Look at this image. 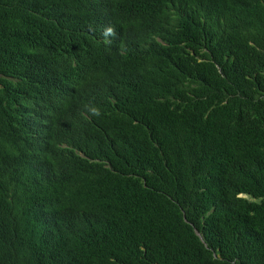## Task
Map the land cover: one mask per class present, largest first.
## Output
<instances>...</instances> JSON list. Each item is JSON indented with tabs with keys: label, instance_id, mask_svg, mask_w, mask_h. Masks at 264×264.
I'll use <instances>...</instances> for the list:
<instances>
[{
	"label": "trees",
	"instance_id": "trees-1",
	"mask_svg": "<svg viewBox=\"0 0 264 264\" xmlns=\"http://www.w3.org/2000/svg\"><path fill=\"white\" fill-rule=\"evenodd\" d=\"M110 9L93 16L117 23L104 45L85 0H0V75L54 48L97 62L108 87L44 176L32 155L9 169L7 152L29 147L0 133V264H264V0Z\"/></svg>",
	"mask_w": 264,
	"mask_h": 264
},
{
	"label": "clouds",
	"instance_id": "clouds-1",
	"mask_svg": "<svg viewBox=\"0 0 264 264\" xmlns=\"http://www.w3.org/2000/svg\"><path fill=\"white\" fill-rule=\"evenodd\" d=\"M111 2L112 0H85V9L90 12L88 18L99 31L104 45L118 44L116 38L120 34L117 23L105 24L93 16L117 13L116 9H110ZM69 53L62 54L49 48L45 58L32 63L23 77L0 75V88L5 87V82L8 85L11 81L15 83L10 86L15 95L14 110L3 111L0 122L7 123V128L0 129V133L9 131L17 141H24L30 152L24 155L8 151L7 158H18V165L12 160L5 161L9 169L13 170L24 158L32 155L38 159V166L34 164L35 168L40 167L39 172L45 175L48 171L41 169L45 162L59 158L64 150L76 151L73 137L81 133L84 127V134L88 136L87 124L108 96V87L96 84L93 80L97 62L87 58L81 61L77 58L69 59ZM75 121L83 122L77 128V133L72 132L69 127L70 122ZM89 127L93 132L99 128L101 133H108V129L101 127L99 122H93ZM67 131L71 132L70 145L57 141Z\"/></svg>",
	"mask_w": 264,
	"mask_h": 264
},
{
	"label": "bare ground",
	"instance_id": "bare-ground-1",
	"mask_svg": "<svg viewBox=\"0 0 264 264\" xmlns=\"http://www.w3.org/2000/svg\"><path fill=\"white\" fill-rule=\"evenodd\" d=\"M32 52H33V51H32ZM61 53L63 54V52H61ZM32 55H33V54H32ZM32 55H31V56H32ZM33 58H34V57H33ZM31 63H32V62H31ZM31 65H32V64H31ZM29 66H30V65H29ZM27 68H29V67H27ZM27 68H26V69H27ZM26 69H25V70H26ZM27 70H28V69H27ZM27 70H26V71H27ZM24 72H25V71H24ZM22 75H24V74H22ZM22 77H23V76H22ZM8 109H9V108H8ZM9 111H10V110H9Z\"/></svg>",
	"mask_w": 264,
	"mask_h": 264
}]
</instances>
